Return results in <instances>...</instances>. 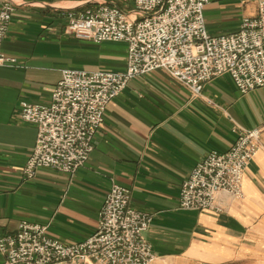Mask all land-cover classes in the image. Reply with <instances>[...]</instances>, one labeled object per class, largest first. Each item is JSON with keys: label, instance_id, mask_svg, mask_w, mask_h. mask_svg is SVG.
I'll list each match as a JSON object with an SVG mask.
<instances>
[{"label": "crops", "instance_id": "1", "mask_svg": "<svg viewBox=\"0 0 264 264\" xmlns=\"http://www.w3.org/2000/svg\"><path fill=\"white\" fill-rule=\"evenodd\" d=\"M13 1L18 7L2 52L17 63L0 67V239L15 235L26 221L49 226V235L62 243L83 242L95 234L104 200L118 184L131 191L132 208L153 216L147 238L155 264L264 260L263 149L246 172L244 201L228 213L180 208L183 183L198 164L213 151H229L242 132L264 126V89L243 96L224 76L194 99L165 70L138 77L109 105L83 169L73 176L40 170L26 181L23 169L38 131L22 120L21 104H49L64 70L127 68L126 44L75 38L67 32L69 15L99 4L134 14L135 0ZM256 15L257 0H212L205 11L212 36L237 32L244 18Z\"/></svg>", "mask_w": 264, "mask_h": 264}, {"label": "built area", "instance_id": "2", "mask_svg": "<svg viewBox=\"0 0 264 264\" xmlns=\"http://www.w3.org/2000/svg\"><path fill=\"white\" fill-rule=\"evenodd\" d=\"M211 1L135 0L134 14L108 4L70 14L67 32L75 38L126 44L127 68L122 73L64 70L49 104H21L22 120L38 131L24 180H33L40 170L73 176L83 169L109 105L138 77L165 70L194 99L224 76L243 96L264 89V0H257V15L244 18L237 32L220 36L207 28ZM17 7L6 0L0 11V67L17 63L2 52ZM263 132L264 126L244 131L229 151L211 152L183 183L180 208L221 216L243 202L248 167L264 150ZM131 204V191L113 184L95 234L74 244L52 238L49 226L24 221L15 235L0 239L4 264H155L147 238L153 216Z\"/></svg>", "mask_w": 264, "mask_h": 264}, {"label": "rangeland", "instance_id": "3", "mask_svg": "<svg viewBox=\"0 0 264 264\" xmlns=\"http://www.w3.org/2000/svg\"><path fill=\"white\" fill-rule=\"evenodd\" d=\"M223 259V260H222ZM158 260V258H157ZM156 260V262H157ZM161 260V259H160ZM198 258H192L188 262L189 264H264V260H259L256 258L254 261L246 260V258H208V261H199ZM159 261V260H158ZM162 261L166 262H160L158 264H171L170 260L163 259ZM155 262V263H156Z\"/></svg>", "mask_w": 264, "mask_h": 264}]
</instances>
